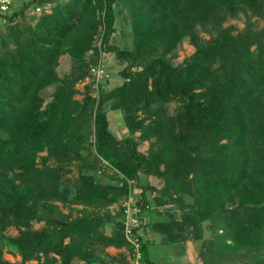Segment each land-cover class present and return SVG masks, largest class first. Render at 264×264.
<instances>
[{
  "label": "trees",
  "instance_id": "1",
  "mask_svg": "<svg viewBox=\"0 0 264 264\" xmlns=\"http://www.w3.org/2000/svg\"><path fill=\"white\" fill-rule=\"evenodd\" d=\"M29 7L38 10L16 21ZM10 8L0 14V264H11L4 250L20 264H130L127 255L156 264L150 245L185 242L197 245L201 264H264V0ZM116 13L130 47L110 44ZM239 15L242 29L224 25ZM184 40L194 51L174 64ZM102 52L121 66L118 85H109ZM96 66L107 77L93 89ZM131 199L130 216L149 215L157 241L126 225Z\"/></svg>",
  "mask_w": 264,
  "mask_h": 264
},
{
  "label": "rangeland",
  "instance_id": "2",
  "mask_svg": "<svg viewBox=\"0 0 264 264\" xmlns=\"http://www.w3.org/2000/svg\"><path fill=\"white\" fill-rule=\"evenodd\" d=\"M116 11V10H115ZM31 15V12L27 10L25 12V15L23 17L17 18L16 21H28L29 17ZM115 32L111 36L110 44L114 45L116 47H130L131 41H130V33L128 26L123 24L121 21L120 15L115 14ZM245 22V18L242 15H239L235 19L228 20L226 23H224L225 26L227 25H233L237 29H242L243 25ZM259 27L263 26V21H260L258 24ZM0 30L5 31V22L0 21ZM204 38H208V36L205 33H200ZM194 51V48L187 42V40H184L180 46L177 48L176 51V57L172 59V63H180L184 58L188 57L191 55ZM101 64H103V68L108 72L109 79H110V87L118 85L121 82V79L118 77V71L121 69V66H119L116 63V60L114 58L113 54L109 53H101ZM68 69V60L67 58H62L60 61V66L58 68V73L60 75L64 74ZM89 80H86L81 82L80 84L77 85V88L81 91L82 87L85 83H87ZM49 92H44V97L47 98ZM76 99H81V95H76ZM172 109V106H171ZM108 121H109V127L112 133L114 134L115 137L120 138L123 135V130H122V123L119 119V116L116 114V112H108L107 114ZM138 150L141 152H146L147 150V144L143 143L138 147ZM77 175V170L74 168L71 173L69 174V178L74 179ZM147 182L149 185L155 186L157 188L161 187V184L159 183L158 179H155L153 177L147 178ZM140 199V198H139ZM134 202L131 200L126 201V206H128L127 214H126V225L127 226H133V227H140L139 233L141 234H146L147 238L149 240H153L154 242L158 240L157 234H154L149 231L148 227L146 226L149 223V220L151 217L149 215H143L139 220H137L134 217H131V214H136L138 213V208H134L132 206ZM169 207V206H168ZM110 209L113 211L115 210V206L110 207ZM67 209H62L63 213H67ZM42 224L40 223H34L33 227L37 229L40 227ZM8 235H15L16 231L14 229H9L7 231ZM182 246V247H181ZM180 246L179 243H175L172 245H159V244H154L150 245L148 247L149 253H150V258L156 263V264H201L200 260L198 259L197 256V245L193 244L191 242H185ZM107 253H109L112 256H118L121 253H125L124 249L121 250H111L109 251L108 249L106 250ZM127 253H125L126 255ZM137 258V256H136ZM2 259L5 261H8L11 264H20V257L16 253H9L6 250L3 251L2 254ZM127 260H129L130 264H137L135 263L136 261L130 260L129 256L127 255L126 257ZM25 264H36V262H28Z\"/></svg>",
  "mask_w": 264,
  "mask_h": 264
},
{
  "label": "built area",
  "instance_id": "3",
  "mask_svg": "<svg viewBox=\"0 0 264 264\" xmlns=\"http://www.w3.org/2000/svg\"><path fill=\"white\" fill-rule=\"evenodd\" d=\"M15 0H0V12H5L9 9V7L13 4ZM23 1H27V0H23ZM38 10V8L36 9V11ZM91 75L94 77L95 80V84L93 86L94 89L97 88L96 82L99 81L100 79L106 78L107 75L105 74V72L103 71V69L99 66H96L95 68H91L90 69ZM129 208L127 207V210ZM133 244L135 245V247L137 248V245L135 242H133Z\"/></svg>",
  "mask_w": 264,
  "mask_h": 264
},
{
  "label": "clouds",
  "instance_id": "4",
  "mask_svg": "<svg viewBox=\"0 0 264 264\" xmlns=\"http://www.w3.org/2000/svg\"><path fill=\"white\" fill-rule=\"evenodd\" d=\"M10 10H11V8L9 7V9L7 10V11H5V12H10ZM27 10H29L30 12H34V11H36V9H32L31 7H29ZM5 12H3V13H5ZM2 12H0V14H3ZM91 73V72H90ZM108 73V72H107ZM94 78V77H93ZM94 81V80H93ZM94 86V85H93ZM94 89V88H93ZM137 257H138V254L136 255ZM136 262L135 263H137V260H135ZM138 264V263H137Z\"/></svg>",
  "mask_w": 264,
  "mask_h": 264
},
{
  "label": "crops",
  "instance_id": "5",
  "mask_svg": "<svg viewBox=\"0 0 264 264\" xmlns=\"http://www.w3.org/2000/svg\"><path fill=\"white\" fill-rule=\"evenodd\" d=\"M108 250L111 251V250H116V249H114V248H108Z\"/></svg>",
  "mask_w": 264,
  "mask_h": 264
}]
</instances>
